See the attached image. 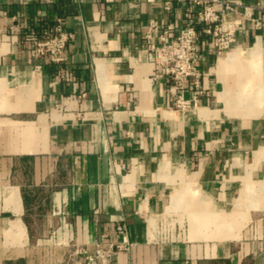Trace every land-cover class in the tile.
I'll return each mask as SVG.
<instances>
[{
	"label": "crops",
	"instance_id": "1",
	"mask_svg": "<svg viewBox=\"0 0 264 264\" xmlns=\"http://www.w3.org/2000/svg\"><path fill=\"white\" fill-rule=\"evenodd\" d=\"M221 1L233 40L198 32L178 108L149 44L198 7L0 0V264H83L72 244L101 239L129 244L115 264H264V0ZM58 22L63 61L33 56Z\"/></svg>",
	"mask_w": 264,
	"mask_h": 264
},
{
	"label": "built area",
	"instance_id": "2",
	"mask_svg": "<svg viewBox=\"0 0 264 264\" xmlns=\"http://www.w3.org/2000/svg\"><path fill=\"white\" fill-rule=\"evenodd\" d=\"M177 1L186 3L189 9L198 7L196 21L203 24L202 33L209 36L206 44L210 49L218 54L230 46L233 38L219 27L223 11L230 7L227 2L221 0ZM166 3L168 4V1ZM194 23L195 21L190 19L178 34L170 38L168 35L173 27L167 25L159 35L161 45L149 44L148 55L157 66L163 67L173 81L171 92L175 95V104L178 108L187 107L191 103V99L184 96L186 79L192 77L193 85L196 88L200 85L197 72L199 34ZM66 39V34L62 31L59 22L52 28L44 29L40 37H37L34 30L29 33L33 56L46 57L54 63L63 61ZM58 75V77L64 76L63 73ZM198 92L201 90L197 92L194 90L192 97L194 98L195 93ZM116 232L123 234L125 228L122 225H117ZM72 246L73 248L69 252L70 256L80 259L83 264H115L117 254L129 248L126 241H105L102 239L92 246L76 243H73Z\"/></svg>",
	"mask_w": 264,
	"mask_h": 264
},
{
	"label": "trees",
	"instance_id": "3",
	"mask_svg": "<svg viewBox=\"0 0 264 264\" xmlns=\"http://www.w3.org/2000/svg\"><path fill=\"white\" fill-rule=\"evenodd\" d=\"M194 25H195V27H196V29H197L198 32L202 29V26H203L202 23L197 22V21L194 23ZM32 28H33V30L35 31L37 37H40L41 35L38 36L39 34L37 33L38 31L36 30V29L39 28V25H34ZM43 30H44V29H42L41 32H43Z\"/></svg>",
	"mask_w": 264,
	"mask_h": 264
}]
</instances>
